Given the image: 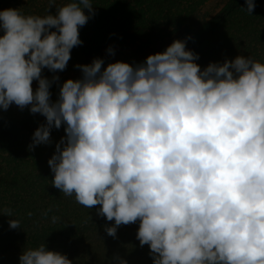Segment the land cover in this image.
<instances>
[{
	"label": "clouds",
	"instance_id": "1",
	"mask_svg": "<svg viewBox=\"0 0 264 264\" xmlns=\"http://www.w3.org/2000/svg\"><path fill=\"white\" fill-rule=\"evenodd\" d=\"M245 3L252 14L254 0ZM48 5L45 16L0 10V109L30 106L46 118L29 150L65 126L48 160L52 186L100 206L97 215L114 221L109 236L139 222L136 238L153 264H264V63L237 56L201 70L198 54L174 40L142 63L76 65L82 78L63 82L53 102L59 77L42 70H65L95 13L92 0ZM19 264L72 261L43 243Z\"/></svg>",
	"mask_w": 264,
	"mask_h": 264
},
{
	"label": "trees",
	"instance_id": "2",
	"mask_svg": "<svg viewBox=\"0 0 264 264\" xmlns=\"http://www.w3.org/2000/svg\"><path fill=\"white\" fill-rule=\"evenodd\" d=\"M68 2L57 0V6ZM254 3L249 14L245 0H92L95 14L79 28L82 44L71 50L65 70H42L59 74L49 89L51 100L58 99L67 79L82 78L76 65L96 58L104 60L102 67L117 61L142 63L174 40L186 41V49L198 54L201 70L237 56L264 63V0ZM48 7V0H0V10L14 8L24 15L45 16ZM49 13L55 15L56 7ZM29 109L15 104L0 109V264H19L24 250L43 243L72 264H118L117 257L127 264H153L149 246L136 238L139 222L121 225L115 238L109 236L105 227L114 221L97 215L100 206L86 208L52 186L48 160L66 135L65 126L51 129V143L29 150L34 131L46 123ZM3 209H11L12 217ZM10 219L19 220L20 228H10Z\"/></svg>",
	"mask_w": 264,
	"mask_h": 264
},
{
	"label": "rangeland",
	"instance_id": "3",
	"mask_svg": "<svg viewBox=\"0 0 264 264\" xmlns=\"http://www.w3.org/2000/svg\"><path fill=\"white\" fill-rule=\"evenodd\" d=\"M42 76L47 78V79H49L51 81L53 76H58L59 77V74H57V73L53 74V73L44 72V73H42ZM32 87H33V90L36 89L38 87V82L34 80L33 83H32Z\"/></svg>",
	"mask_w": 264,
	"mask_h": 264
}]
</instances>
